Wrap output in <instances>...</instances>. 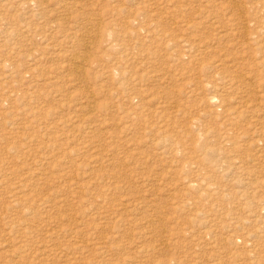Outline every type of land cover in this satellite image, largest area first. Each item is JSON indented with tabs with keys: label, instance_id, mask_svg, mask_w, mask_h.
Here are the masks:
<instances>
[{
	"label": "rangeland",
	"instance_id": "374dc122",
	"mask_svg": "<svg viewBox=\"0 0 264 264\" xmlns=\"http://www.w3.org/2000/svg\"><path fill=\"white\" fill-rule=\"evenodd\" d=\"M15 263L264 264V0H0Z\"/></svg>",
	"mask_w": 264,
	"mask_h": 264
},
{
	"label": "bare ground",
	"instance_id": "6f19581e",
	"mask_svg": "<svg viewBox=\"0 0 264 264\" xmlns=\"http://www.w3.org/2000/svg\"><path fill=\"white\" fill-rule=\"evenodd\" d=\"M84 53H85V52H84ZM76 58H77V57H76ZM86 59H87V58H86ZM78 60H79V59H78ZM81 60H82V59H81ZM74 67H75V66H74ZM77 68H78V67H77ZM74 69H75V68H74ZM74 69H73V70H74ZM78 69H79V68H78ZM75 70H76V69H75ZM230 80H231V79H230ZM230 80H229V81H230ZM216 96H217V94H216ZM217 97H218V96H217ZM215 98H216V97H215ZM218 98L220 99V97H218ZM218 98H217V99H218ZM210 99H211V98H210ZM221 99H222V98H221ZM221 99H220V101H221ZM223 99H224V97H223ZM215 100H216V99H215ZM223 101H224V100H223ZM221 102H222V101H221ZM224 102H225V101H224ZM222 103H223V102H222ZM227 103H228V102H227ZM30 121H31V120H30ZM28 122H29V121H28ZM34 122H35V121H34ZM30 124H31V123H30ZM28 125H29V124H28ZM34 125H35V123H34ZM36 125H37V122H36ZM30 126H32V125H30ZM29 128H30V127H29ZM31 129H33V128H31ZM262 156H263V155H262ZM37 162H38V161H37ZM33 177H34V176H33ZM38 177H39V176H38ZM28 178H29V177H28ZM38 179H39V178H38ZM31 181H32V180H31ZM25 185H26V184H25ZM32 185H33V184H32ZM28 190H29V189H28ZM102 191H103V190H102ZM102 191H101V196L103 195L102 193L104 192V191H103V192H102ZM107 191H109V190H107ZM106 194H107V193H106ZM55 196H56V195H55ZM141 196H142V195H141ZM24 197H25V196H24ZM143 198H144V197H143ZM25 199H26V198H25ZM134 199H135V197H134ZM22 200H23V199H22ZM26 200H27V199H26ZM31 201H32V200H31ZM46 201H47V200H46ZM120 201H121V200H120ZM122 201H123V200H122ZM143 202H144V201H143ZM143 202L140 203V202L138 201V202H134V203H133V200H132V203H131L130 200L128 199V201H127V200H126V201L124 200V202L116 203V205H114L113 209H114L116 212H118V211L121 212V211H124V210L126 209V207H127V209H128V206H127V205H130V207H137V206L139 207V206H142ZM25 203H26V202H25ZM126 203H128V204H126ZM144 203H145V202H144ZM59 204H60V203H59ZM59 204H58V205H59ZM114 204H115V203H114ZM28 205H29V204H28ZM55 205H56V204H55ZM55 205H53V206H55ZM112 205H113V204H112ZM53 206H52V207H53ZM56 206H57V205H56ZM56 206H55V207H56ZM144 206H145V205H144ZM28 207H29V206H28ZM72 207H73V206H72ZM57 208H58V207H56V212H55V214L58 213V212L60 213V211H61V209H60V211H59V208H58V209H57ZM64 208H65V207H64ZM53 209L55 210V208H53ZM32 210H33V209H32ZM140 210H141V209H140ZM145 210H146V209H145ZM26 211H28V210H26ZM33 211H34V210H33ZM33 211H32V212H33ZM136 211H137V210H136ZM37 212H38V211H37ZM52 212H53V211H52ZM120 212H119V213H120ZM34 213H35V212H34ZM34 213H32V214H34ZM53 213H54V212H53ZM137 213H138V212H137ZM27 214H28V213H27ZM127 215H128V214H127ZM101 217H103V214H102ZM105 217H106V216H105ZM71 218H73V217H71ZM98 218H99V217H98ZM150 218H151V217H150ZM69 219H70V218H69ZM146 219H147V218H146ZM33 220H34V219H33ZM67 220H68V219H67ZM71 220H72V219H71ZM73 220L76 221L75 218H73ZM30 221H32V219L29 220L28 222H30ZM68 221H69V220H68ZM74 221H73V222H74ZM136 221H137V220H136ZM69 222H70V221H69ZM30 223H31V222H30ZM34 223H35V221H34ZM39 224H40V223H39ZM76 224H77V222H76V223L74 222V223H73L74 227H70V228H71L72 230H73L74 228L76 229V227H77V226H75ZM77 225H78V224H77ZM143 225H144V224H143ZM32 226H33V225H32ZM240 226H242V225H240ZM34 227H35V226H33V228H34ZM26 228H28V227L26 226ZM33 228H32V229H33ZM37 228H38L40 231H43V230H45V232H48V231H49V233H50L49 235H50V236H51V234H52V232H53L52 229L47 228V227L45 228V226H42V225H37V226H36V229H37ZM52 228H53V227H52ZM70 228H69V230H70ZM146 228H147V227H146ZM23 229L25 230V227H24V226H23ZM28 229H30V228H28ZM49 229H50V230H49ZM19 230H20V229H19ZM24 230H23V233L27 231V229H26L25 231H24ZM30 230H31V229H30ZM34 230H35V229H34ZM34 230H33V232H34ZM21 231H22V230H21ZM51 231H52V232H51ZM66 231H67V230H66ZM33 232H32V233H33ZM36 232H37V231H36ZM62 232H63V231H62ZM70 232H71V231H70ZM70 232H69V233H70ZM19 233H20V232H19ZM23 233H22V234H23ZM27 233H28V231H27ZM29 233H30V232H29ZM43 233H44V232H42L41 235H43ZM53 233H54V232H53ZM33 234H34V233H33ZM33 234H32V235H33ZM44 234H45V233H44ZM24 235H25V233H24ZM27 235H28V234H27ZM27 235H26V236H27ZM35 235H36V234H35ZM45 235H46V234H45ZM33 236H34V235H33ZM46 236H47V235H46ZM74 236H75V235H74ZM18 237H19V236H18ZM29 237H30V236H29ZM40 237H42V236H40ZM43 237H44V236H43ZM47 237H48V236H47ZM24 238H25V236H24ZM24 238H23V236H22V240H24ZM33 238H35V236H34ZM44 238H45V237H44ZM48 239H49V238H48ZM50 239H52V237H51ZM137 239H138V238H137ZM26 240H27V239H25L24 241H26ZM42 240H44V239H42ZM45 240H46V239H45ZM45 240H44V242H45ZM107 240H108V239H107ZM107 240H106V241H107ZM49 241H51V240H49ZM110 241H111V239H110ZM114 241H115V240H114ZM35 242H36V241H35ZM40 242H41V241H40ZM51 242H52V241H51ZM82 242H85V241H82ZM100 242L102 243V241H100ZM140 242H141V241H140ZM18 243L20 244L21 242H18ZM22 243H23V241H22ZM41 243H42V242H41ZM49 243H50V242H49ZM49 243H48V245H49ZM247 244H248V243H247ZM27 245H28V244H27ZM31 245H33V244H31ZM31 245H28V246H31ZM43 245H46V246H47V244H45V243H44ZM43 245H42V246H43ZM82 245H83V244H82ZM82 245H81V246H82ZM87 245H89V244H87ZM87 245H86V246H87ZM42 246H41V247H42ZM57 246H58V245H57ZM37 247H38V246H37ZM23 248H27V247H25L24 244H23V245L21 244L20 246H18V250H17V251H20V252H24V253H25V251L23 250ZM34 248H36V247H34ZM28 249H29V247H28ZM42 249H43V248H42ZM48 249H49V248H48ZM36 250H37V252H39L38 249H36ZM144 250H145V249H144ZM15 251H16V250H15ZM30 251H31V250H30ZM30 251H29V252H30ZM42 251H43V250H42ZM48 251H50V250H48ZM52 251H53V250H52ZM142 251H143V250H142ZM20 252H19V254H20ZM143 252H144V251H143ZM146 252H148V251H146ZM26 253H28V252H26ZM40 253H41V251H40ZM44 253H45V252H44ZM46 253H48V252H46ZM52 253H54V252H52ZM15 254H16V253H15ZM17 254H18V253H17ZM19 254H18V255H19ZM32 254H33V253H32ZM50 254H51V253H50ZM56 254H57V253H56ZM13 255H14V254H13ZM22 255H23V254H22ZM24 255H25V254H24ZM44 255H46V254H44ZM47 255H49V254H47ZM14 257H15V256H14ZM14 257H13V259H14ZM45 257H46V256H45ZM10 258H11V257H10ZM11 259H12V258H11ZM13 259H12V260H13ZM15 260H16V259H15ZM19 261H20V260H19ZM11 262H12V261H11ZM11 262H10V263H11ZM15 262H16V261H15ZM17 262H18V261H17ZM20 263H21V262H20ZM15 264H16V263H15Z\"/></svg>",
	"mask_w": 264,
	"mask_h": 264
}]
</instances>
